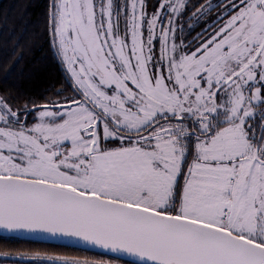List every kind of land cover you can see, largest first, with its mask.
Here are the masks:
<instances>
[{
	"label": "snow or ice",
	"instance_id": "obj_1",
	"mask_svg": "<svg viewBox=\"0 0 264 264\" xmlns=\"http://www.w3.org/2000/svg\"><path fill=\"white\" fill-rule=\"evenodd\" d=\"M62 79L0 84L4 264H264V0H47ZM199 29V30H197Z\"/></svg>",
	"mask_w": 264,
	"mask_h": 264
},
{
	"label": "trees",
	"instance_id": "obj_2",
	"mask_svg": "<svg viewBox=\"0 0 264 264\" xmlns=\"http://www.w3.org/2000/svg\"><path fill=\"white\" fill-rule=\"evenodd\" d=\"M46 4L47 0H0V84L11 83L39 92L62 79L43 35ZM5 246L20 251L57 250L70 255H97L55 243L21 238L5 241L0 237V251ZM0 264L4 261L0 260Z\"/></svg>",
	"mask_w": 264,
	"mask_h": 264
},
{
	"label": "water",
	"instance_id": "obj_3",
	"mask_svg": "<svg viewBox=\"0 0 264 264\" xmlns=\"http://www.w3.org/2000/svg\"><path fill=\"white\" fill-rule=\"evenodd\" d=\"M21 239H30V240H36V241H42V242H48V243H55V244L64 245L62 242L52 241L50 239H44V238L21 237Z\"/></svg>",
	"mask_w": 264,
	"mask_h": 264
}]
</instances>
